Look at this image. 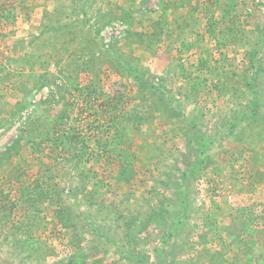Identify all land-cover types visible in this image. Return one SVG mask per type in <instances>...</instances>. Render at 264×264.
<instances>
[{"label": "rangeland", "instance_id": "rangeland-1", "mask_svg": "<svg viewBox=\"0 0 264 264\" xmlns=\"http://www.w3.org/2000/svg\"><path fill=\"white\" fill-rule=\"evenodd\" d=\"M0 264H264V0H0Z\"/></svg>", "mask_w": 264, "mask_h": 264}]
</instances>
